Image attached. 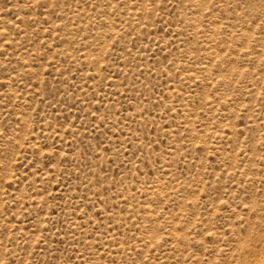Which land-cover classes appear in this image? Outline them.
I'll use <instances>...</instances> for the list:
<instances>
[{"label":"rangeland","instance_id":"1","mask_svg":"<svg viewBox=\"0 0 264 264\" xmlns=\"http://www.w3.org/2000/svg\"><path fill=\"white\" fill-rule=\"evenodd\" d=\"M263 256L264 0H0V264Z\"/></svg>","mask_w":264,"mask_h":264},{"label":"bare ground","instance_id":"2","mask_svg":"<svg viewBox=\"0 0 264 264\" xmlns=\"http://www.w3.org/2000/svg\"><path fill=\"white\" fill-rule=\"evenodd\" d=\"M262 251V250H261ZM259 257V256H258ZM256 264H264V256L259 259L258 263Z\"/></svg>","mask_w":264,"mask_h":264}]
</instances>
